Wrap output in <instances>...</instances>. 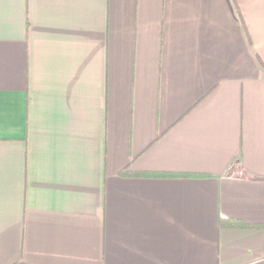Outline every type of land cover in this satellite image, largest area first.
Returning a JSON list of instances; mask_svg holds the SVG:
<instances>
[{"label": "crops", "instance_id": "1", "mask_svg": "<svg viewBox=\"0 0 264 264\" xmlns=\"http://www.w3.org/2000/svg\"><path fill=\"white\" fill-rule=\"evenodd\" d=\"M0 264H264V0H0Z\"/></svg>", "mask_w": 264, "mask_h": 264}, {"label": "rangeland", "instance_id": "2", "mask_svg": "<svg viewBox=\"0 0 264 264\" xmlns=\"http://www.w3.org/2000/svg\"><path fill=\"white\" fill-rule=\"evenodd\" d=\"M237 167H233V170H235Z\"/></svg>", "mask_w": 264, "mask_h": 264}]
</instances>
